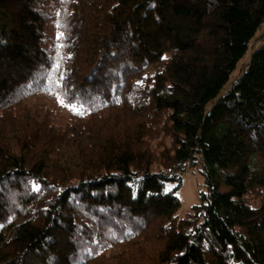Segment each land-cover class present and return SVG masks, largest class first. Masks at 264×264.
<instances>
[{
	"label": "trees",
	"instance_id": "trees-1",
	"mask_svg": "<svg viewBox=\"0 0 264 264\" xmlns=\"http://www.w3.org/2000/svg\"><path fill=\"white\" fill-rule=\"evenodd\" d=\"M0 264H264V0H0Z\"/></svg>",
	"mask_w": 264,
	"mask_h": 264
},
{
	"label": "rangeland",
	"instance_id": "rangeland-1",
	"mask_svg": "<svg viewBox=\"0 0 264 264\" xmlns=\"http://www.w3.org/2000/svg\"><path fill=\"white\" fill-rule=\"evenodd\" d=\"M261 41L262 40H260L259 38H256V40H253L251 42L249 51L247 55H245L243 61H241L240 68L238 69L234 78H236L240 74L242 66H244L245 64L247 65L249 63L251 59L250 55H252L253 51L261 45ZM203 184L204 178L199 172V169L197 167H189L187 172L183 174V186L178 193V196L182 203L179 215H185L186 212L188 213L194 205L199 204L200 192L205 190V186Z\"/></svg>",
	"mask_w": 264,
	"mask_h": 264
},
{
	"label": "snow or ice",
	"instance_id": "snow-or-ice-1",
	"mask_svg": "<svg viewBox=\"0 0 264 264\" xmlns=\"http://www.w3.org/2000/svg\"><path fill=\"white\" fill-rule=\"evenodd\" d=\"M60 35H61V37H62V36H63V33H61ZM57 68H58V65H57ZM60 103H61L63 106H65V107H69V106H70L69 104H66V103L64 102L63 99L60 100ZM71 107H72V110H73V111H77L74 105L71 106ZM77 114H80V113L77 112Z\"/></svg>",
	"mask_w": 264,
	"mask_h": 264
}]
</instances>
